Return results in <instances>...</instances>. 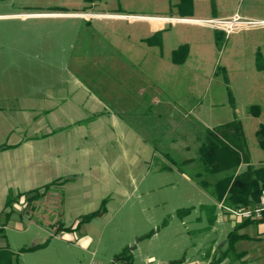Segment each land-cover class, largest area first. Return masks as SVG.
<instances>
[{
    "label": "rangeland",
    "instance_id": "374dc122",
    "mask_svg": "<svg viewBox=\"0 0 264 264\" xmlns=\"http://www.w3.org/2000/svg\"><path fill=\"white\" fill-rule=\"evenodd\" d=\"M170 3L0 0V146H8L0 150V247L20 264L262 263L255 242H245L252 254L242 259L224 245L230 215L239 216L193 175L204 128L235 118L251 163L264 162L256 136L264 71L245 63L231 40L217 46L209 29L212 59L176 69L141 62L140 50L158 48L139 41L137 22L33 14L162 12ZM57 178L39 199H15ZM36 244L43 246L22 250Z\"/></svg>",
    "mask_w": 264,
    "mask_h": 264
},
{
    "label": "crops",
    "instance_id": "0c3cea01",
    "mask_svg": "<svg viewBox=\"0 0 264 264\" xmlns=\"http://www.w3.org/2000/svg\"><path fill=\"white\" fill-rule=\"evenodd\" d=\"M173 1L174 0H172L171 3ZM171 3L166 9L162 10V12H37L33 14L61 13L86 17L112 16L124 18L130 20V22H137L135 23V28L138 31L137 37L139 41L148 44L149 47L158 48L157 50L151 49L152 51H150V49L140 50V54L143 55L142 57L140 56L141 62H144V64L151 63L152 65L154 59L155 63L166 64V68L176 69L181 66L182 68H190L191 64H202L205 62V57H208L209 59L211 58V56L207 55L208 51L205 46V29H209L211 35L213 34L214 36V40L217 32L224 33L225 40H231V47H240V50L242 49L240 54L244 57V61H246L245 63L253 65L258 72L264 71V69L259 68V63H264V24L242 26L227 36L223 29L201 21L202 19L232 17L235 14H239L244 19L264 20V0H193V13L191 16L186 17L180 16L177 10L171 6ZM167 24H170L172 29L168 30ZM173 28H176L174 33H172ZM158 31L162 32L161 44L149 43L146 39ZM173 40L175 41V46H172V48L166 51V44H170ZM184 43L189 46L188 52L186 54H180L178 59L175 60L173 58V51ZM166 54L167 56L164 57ZM150 67L152 68L153 66ZM152 81L151 88L157 86V84H155L156 82H154V80ZM217 204L220 206V202H217ZM224 210L225 209H222L223 217L230 215ZM215 216L216 215H214V217ZM230 216L233 217L231 223L232 229L238 226L239 228L237 232L241 235V238L236 242L234 249H232L233 256L242 259V256L250 254L252 250V252L258 256L257 258L262 261L260 264H264V220L244 222L242 218L240 219L233 215ZM247 241L255 242L257 244V249L254 251V248H251V250L244 248L243 246ZM224 243V245H228L227 240ZM226 246L223 248L225 249ZM222 253H225L224 250Z\"/></svg>",
    "mask_w": 264,
    "mask_h": 264
},
{
    "label": "trees",
    "instance_id": "16d2710c",
    "mask_svg": "<svg viewBox=\"0 0 264 264\" xmlns=\"http://www.w3.org/2000/svg\"><path fill=\"white\" fill-rule=\"evenodd\" d=\"M172 1V0H171ZM171 6L177 10L182 17L191 16L193 13V0H174ZM162 32L158 31L146 40L149 43L161 44ZM216 43L221 47L224 43V33H216ZM188 44L184 43L173 51V58L178 59L182 53H187ZM259 68L264 69V63H259ZM250 112L258 115L261 112L260 105L253 104L249 108ZM256 136L260 147L264 150V123H261L256 131ZM8 146H0V150ZM197 160L200 163V169L193 175L194 180L202 186L217 201L228 207L251 206L256 204L264 191V162L253 164L250 161L247 139L244 132L243 123L240 119L221 123L215 127H205L202 135L198 138ZM194 158H185L180 162L182 165H190ZM167 165L162 169H171ZM226 172V175L210 181L207 176H214ZM205 175V177H204ZM207 175V176H206ZM57 178L42 187L20 191L15 195V199L21 196L29 204L33 199H39L54 186ZM64 181H61L62 184ZM12 199L8 196L7 204ZM99 211H93L85 216L91 218L97 215ZM244 222L264 220L261 219H242ZM68 230L71 227H66ZM238 226L232 229L228 236V247L234 249L236 242L241 238L237 232ZM1 233V230H0ZM43 244H36L22 250H31L42 247ZM0 264H20L13 250L8 246L0 247Z\"/></svg>",
    "mask_w": 264,
    "mask_h": 264
},
{
    "label": "built area",
    "instance_id": "2783aa9c",
    "mask_svg": "<svg viewBox=\"0 0 264 264\" xmlns=\"http://www.w3.org/2000/svg\"><path fill=\"white\" fill-rule=\"evenodd\" d=\"M201 21L203 23L223 29L227 36L242 26H255L264 24L263 19H244L239 14H235L232 17L226 18L202 19ZM232 212L242 219H261L264 216V191L261 194L260 200L256 204L251 206L235 207V209L232 208Z\"/></svg>",
    "mask_w": 264,
    "mask_h": 264
}]
</instances>
